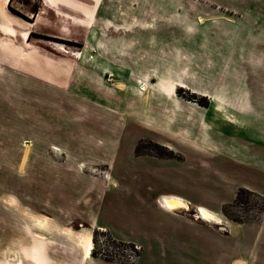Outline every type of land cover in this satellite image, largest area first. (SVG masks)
Here are the masks:
<instances>
[{
  "label": "rangeland",
  "instance_id": "374dc122",
  "mask_svg": "<svg viewBox=\"0 0 264 264\" xmlns=\"http://www.w3.org/2000/svg\"><path fill=\"white\" fill-rule=\"evenodd\" d=\"M52 1L49 28L36 26L25 45L36 46V59L29 51L0 58V264H18L14 248L19 263L44 242L79 248L28 213L89 232V255L134 263L148 238L146 257L156 260L150 242L162 234L160 194L212 204L242 183L264 187L257 139L264 136V42L242 43L233 27L201 26L235 16L204 0H95L92 13ZM42 4L2 7L22 20ZM24 23L14 24L22 30ZM13 39L23 43L20 34ZM83 53L108 69L83 62ZM263 206L262 195L239 187L221 212L242 220Z\"/></svg>",
  "mask_w": 264,
  "mask_h": 264
},
{
  "label": "crops",
  "instance_id": "0c3cea01",
  "mask_svg": "<svg viewBox=\"0 0 264 264\" xmlns=\"http://www.w3.org/2000/svg\"><path fill=\"white\" fill-rule=\"evenodd\" d=\"M8 1L9 0H0V3H2L0 4V37L2 39L0 45V58L10 59L13 53L29 51L30 55H28L27 58L30 60L36 59V51H33L36 46L30 50L26 49L25 45L31 44L30 36L37 28L36 26L39 25V28L43 31L49 28L47 21L50 17L46 14V12H48L46 6L48 5L51 8L53 1L43 0L42 8L45 11L40 10L36 16L34 12H27L24 16L21 15L22 20L17 15L4 14L2 5ZM66 2L67 5H69L70 2L76 3L68 7L74 11L92 13L99 9V3L95 0H77V2L76 0H66ZM204 2L207 3V6L231 13L236 18L223 20L219 23L220 26H213L212 24H217L215 21L204 22L201 26L204 27L206 24H211L210 27H233L236 28V35L242 43L259 44L264 42V30H259L264 29V0H204ZM57 9L59 11H64L59 8ZM58 19L61 20L60 24L63 23L62 21H66L63 17H59ZM39 20L43 23L39 24ZM16 21L21 23L25 22V27L19 30L14 24ZM9 30H12V32H9ZM19 34L23 38L22 44H17L13 39L14 36H18ZM12 35L14 36L12 37ZM88 43H96L93 35H90L88 38ZM39 47L45 50L44 46ZM39 52L43 53L42 51ZM225 53L227 56H229L228 54H238L241 58L247 56L245 52ZM61 55L64 56L63 53H60V56ZM208 57L210 58V56ZM81 58H83V62L91 63L94 66L100 67L102 70L108 69V66L100 63L95 57L83 53L81 54ZM217 58L220 57L218 56ZM109 73L110 71L105 72V75L109 76ZM119 81V86L121 88L126 86V81L123 79ZM218 86L225 87L227 85L214 84V87H212L213 90H216ZM218 88L220 89V87ZM231 88L232 87H230V89ZM224 89L228 90L229 85L228 89H226V87ZM233 89L243 90L242 87ZM214 102L217 104L218 102L219 104L223 103L225 107H247L248 105L244 100H234L230 104L224 100H214L212 105H214ZM219 107H223V105ZM224 113L227 112L219 111L217 114L223 116ZM257 139L264 142V136L262 134H257ZM165 145L168 146V148L176 150L172 145ZM176 151V153L179 154L178 150ZM239 187L253 190L264 197V187L258 184L250 185L244 183L228 190L225 189L224 192H219L212 204L195 202L190 197H185L176 193H164L157 196L155 199L156 208L164 216V219L162 222V234L157 235V238H155L153 242H150L151 245L155 246L151 254H155L156 260L147 259L146 257L148 255L149 238L146 239L147 245L142 246L141 255L134 263H122L94 257L86 253L79 246V248H77L68 243L64 246L45 242L40 245H35L31 250H27V257L21 259L22 263H19L21 257L15 248L11 249L12 252L10 256L12 262H18V264H264V206L258 214L242 220H234L221 212L226 204L233 202L236 197V188ZM165 195L184 198L189 204L190 209H179L176 211L165 208L162 201ZM201 205L206 206L208 209L218 214L222 224H213L212 222H206L198 218L196 208ZM193 211H196V214H194ZM53 224L55 223L51 222V225ZM55 225L59 226L58 224Z\"/></svg>",
  "mask_w": 264,
  "mask_h": 264
},
{
  "label": "bare ground",
  "instance_id": "6f19581e",
  "mask_svg": "<svg viewBox=\"0 0 264 264\" xmlns=\"http://www.w3.org/2000/svg\"><path fill=\"white\" fill-rule=\"evenodd\" d=\"M142 90L147 91V84H141ZM163 203L165 208L169 210H179V209H188L190 208L187 201L180 197V196H173V195H165L163 197ZM198 218L205 220L206 222H212L213 224H222L220 217L214 211L208 209L206 206H198L197 207ZM29 218L34 220V225L38 227L45 226V223L51 225L50 220L46 216H36L33 213H29ZM54 231L58 232L59 234L63 235L81 249H83L86 253L90 254L93 252V239L89 232L84 230H74L68 226H56L55 224L51 225Z\"/></svg>",
  "mask_w": 264,
  "mask_h": 264
}]
</instances>
